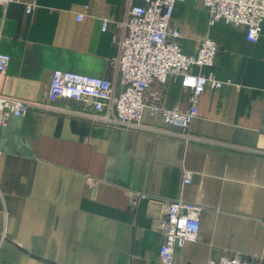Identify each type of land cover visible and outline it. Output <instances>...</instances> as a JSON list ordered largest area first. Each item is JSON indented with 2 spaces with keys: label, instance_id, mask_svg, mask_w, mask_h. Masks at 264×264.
I'll use <instances>...</instances> for the list:
<instances>
[{
  "label": "crops",
  "instance_id": "0c3cea01",
  "mask_svg": "<svg viewBox=\"0 0 264 264\" xmlns=\"http://www.w3.org/2000/svg\"><path fill=\"white\" fill-rule=\"evenodd\" d=\"M129 3L143 0L0 6V51L10 55L0 93L41 98L55 68L117 80L109 62L118 52L113 35ZM101 17L109 19L104 31ZM168 25L180 32L186 54L206 37L218 45L213 65L189 69L222 82L197 96L188 131L198 138L185 142L41 108L11 116L0 126V264H161L158 220L164 199L178 197L202 207L197 239L175 250L178 264H205L221 253L264 264V153L241 148L264 150V21L252 42L243 27L210 25L201 0H178ZM161 91L163 107L188 104L179 76ZM54 105L92 110L77 100ZM183 168L192 178L182 186ZM132 189L149 196L134 210Z\"/></svg>",
  "mask_w": 264,
  "mask_h": 264
},
{
  "label": "built area",
  "instance_id": "2783aa9c",
  "mask_svg": "<svg viewBox=\"0 0 264 264\" xmlns=\"http://www.w3.org/2000/svg\"><path fill=\"white\" fill-rule=\"evenodd\" d=\"M13 0H0L6 7ZM178 0H143V3H129L126 17L119 24L121 33L113 35L118 52L110 59L117 71V80L84 74L72 70L55 68L51 70L44 95L29 99L0 93V126L11 116H22L30 108L56 110L87 116L106 124L149 129L171 136H178L185 142L198 138L189 133L188 128L194 118L197 96L206 84L220 87L222 82L210 72L208 74L189 71L192 66H211L218 51L217 43L209 37L201 39L195 54L181 50L180 32L168 25L174 3ZM208 13V23L217 21L235 27H243L247 40H258L264 21V0H201ZM33 3L26 6L30 11ZM87 5L76 14L83 18ZM101 30H106L109 19L101 17ZM10 55L0 51V72L3 73ZM179 76L182 87L189 90L188 104L184 107H163L160 103L161 87L171 78ZM58 99L82 101L91 111L73 110L54 105ZM146 118L149 121L145 120ZM158 118L161 126L150 120ZM201 140V139H200ZM257 153L264 150L245 148ZM182 186L189 183L192 172L182 169ZM91 186L96 185L88 178ZM128 205L134 210L140 200L149 197L145 192L128 190ZM199 204L183 197L164 199L162 215L157 228L162 235L158 248L161 264H178L174 259L176 248H182L188 241L198 237L200 226ZM249 258L231 253H221L210 257L205 264H250Z\"/></svg>",
  "mask_w": 264,
  "mask_h": 264
}]
</instances>
